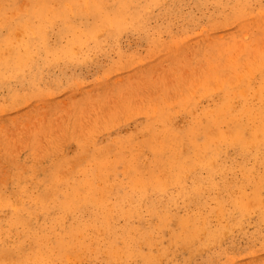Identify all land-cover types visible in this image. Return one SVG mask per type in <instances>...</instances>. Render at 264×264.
Wrapping results in <instances>:
<instances>
[{
  "label": "bare ground",
  "instance_id": "6f19581e",
  "mask_svg": "<svg viewBox=\"0 0 264 264\" xmlns=\"http://www.w3.org/2000/svg\"><path fill=\"white\" fill-rule=\"evenodd\" d=\"M230 1L209 15L211 28L239 26L259 0ZM157 2L29 0L24 44L0 36V79L21 72L33 85L58 61L80 66L103 42L114 47L123 32L145 31ZM150 35L152 54L180 43L159 41L161 27ZM234 38L205 49L195 81L160 79L159 96L124 136L81 140L76 156L42 170L36 191L20 187L14 203L0 196L15 236L1 246L0 264H157L170 254L191 264L199 247L221 243L250 213L264 222V53L236 51Z\"/></svg>",
  "mask_w": 264,
  "mask_h": 264
},
{
  "label": "rangeland",
  "instance_id": "374dc122",
  "mask_svg": "<svg viewBox=\"0 0 264 264\" xmlns=\"http://www.w3.org/2000/svg\"><path fill=\"white\" fill-rule=\"evenodd\" d=\"M48 1L60 7L71 2ZM219 1L214 6L205 0H158L149 8L145 31L123 32L114 47L103 42L92 59L80 66L58 61L45 68L40 79V74L37 78L33 75V85L21 78V72H2L0 196L14 203L20 187L36 191L42 170L53 161L76 156L81 140L89 138L100 144L116 135L124 136L142 120L149 101L159 96L153 88L160 85V79L161 83H171L179 75L183 80L189 76L196 80L197 67L205 65L203 54L213 41L227 42L235 37L236 51L249 45L254 54L256 50L264 53V13L258 12L260 7L264 9V0L251 2V14L239 26L211 28L209 15L225 11L231 4L230 0ZM29 7V0H0V36L9 33L5 36L8 43L24 44ZM154 27L162 28L159 41L173 36L180 43H173L169 53H150L147 39ZM204 29L208 30L203 33ZM1 50L7 53L10 48ZM116 58L119 63H115ZM8 212L0 203V248L15 240L5 226ZM246 218L221 243L199 247L191 264H264V222L255 212ZM179 260V254H170L157 264H177Z\"/></svg>",
  "mask_w": 264,
  "mask_h": 264
}]
</instances>
